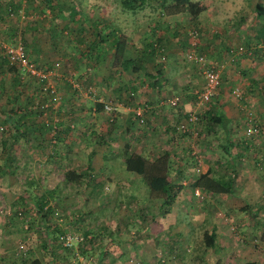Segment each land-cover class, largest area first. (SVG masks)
Here are the masks:
<instances>
[{
	"label": "rangeland",
	"instance_id": "374dc122",
	"mask_svg": "<svg viewBox=\"0 0 264 264\" xmlns=\"http://www.w3.org/2000/svg\"><path fill=\"white\" fill-rule=\"evenodd\" d=\"M72 1L77 4L80 0ZM113 1H116L119 7L118 0H82L76 5L78 8L74 7V9L76 8L77 11L79 7L81 9L84 7L83 10L87 12L86 6H88L95 15H98V12L100 15L102 13V16L99 17L100 20L99 18L95 19V15L91 17L94 18L93 20H98L100 23L106 22L111 27H118V23L113 18L105 19L108 16L118 18L119 23L121 21L130 23L132 19L139 22L137 26H134L133 33L130 35L132 39H137L143 31L149 34L150 27L148 25L154 26V30L162 33L160 47L164 54V60L159 61L157 54L150 55L148 61L145 62L150 71H153V66L157 65L162 68L173 63L179 65L185 58L183 57L184 52L191 46L189 41H194V49H201L207 53L205 54L207 62L214 60L217 63H222L223 66L225 64L231 66L236 63L234 60L238 54L245 53L248 55L247 59L254 60L256 70L264 73V42H253L255 41L253 37L255 27L260 22L264 23V19L259 18L254 12L253 4L256 0H197L205 8L196 18L190 17L187 12L160 18L158 9L156 7L152 9V5L157 6L158 0H150L151 4L138 8L134 13L129 10H118L117 6L112 5ZM260 1L264 3V0ZM20 2L19 12L5 15L0 19V39L11 41L14 36L18 35L22 39V35L25 33L28 41V46L25 47L28 57L35 59L39 65L58 61V75L54 80H56L60 98L55 105L49 104V101L45 99L41 106L36 104L39 106L38 108H30L32 111H38L36 116L38 120L48 121L51 118V127L50 129L40 127L33 130L36 134L25 141L24 135H20L17 142L12 143L13 147L9 148L10 157L6 156L3 151L11 142V130L3 120V113L11 105L21 106L25 99H29L30 92L36 88L37 84L33 77L23 74L21 80L12 85L8 72L4 70L5 66H2L3 70L0 72V264H33V259H36L38 264H141L142 243L147 240H151L153 243L150 258L154 260L157 255L164 260L159 258L156 264H176V262L177 264H214L215 255L219 257L217 264H235L238 260L256 257L257 254H260L262 258L258 264H264V234H260L261 229H264V217L260 219L248 218L247 220L244 217L236 219L231 217L235 210L231 213L224 212L219 218V222L224 224V228L235 232L227 241V248L220 249L214 246L215 248L209 250L207 259H203L201 256V231L205 225L212 221V218H206L205 215L215 211L219 207V203L223 204L224 208L229 206V209L232 205L240 203L237 193L228 194V201L218 198L221 201L217 202L215 198L211 199L212 196H203L199 191V197L193 200L192 213L196 214L195 210L203 204L204 209L200 211L202 214L200 217L198 215L192 218L183 211L182 206H186L184 200L183 204L176 210H172L170 214L159 216L158 205L161 200L145 198L146 191L144 194L142 193L146 185L142 178L134 172L122 170L120 149L123 143H128L130 150L139 148L138 150L144 152L146 157L153 156L150 155L152 153L147 146L149 136L144 133L146 129L142 131V127L148 128L155 124L154 128H161L159 123L163 116L167 117V121L163 124L168 123L172 127V123L175 122L173 115L184 111L185 107H191L192 96L186 97L189 92L185 95V92L181 90H172L168 80L167 82L161 80L163 77L159 78L157 87L151 83L150 77L143 75L145 83L138 86L139 90L136 91L132 99H128L125 95L122 97L125 104L120 106L117 105L118 103L116 104L120 110L117 111L114 122H108L105 119V111L99 112L100 110L96 111L90 106L92 103H97L96 101L114 104L113 92L115 88L113 84L122 80L126 81V71L117 77L109 75L107 77V74L104 75V73L108 67L103 64L88 69V60L80 57L77 51V48L82 47L85 43L76 40L75 35L68 31L66 25L61 24L60 17L55 18L48 13L41 16V13H37L33 9V4H29L30 2L26 0H20ZM30 16L35 18L33 23L35 29L28 32L25 27L30 24H28ZM89 22H83L86 28L93 26ZM263 27L264 25L262 29ZM187 35L188 38H186ZM136 39L134 40L135 45L141 47L142 39ZM207 41L211 42V46L213 45L211 48ZM32 44L35 45V48ZM238 46L242 47L240 51H236ZM213 47L219 48L222 57L217 56L216 60L213 59L215 57H212V53H210ZM205 48L209 49L205 50ZM226 48L228 49L226 50ZM186 64L188 65L187 62H182L181 65ZM102 75H104L103 81L101 80ZM106 77L109 80V86H105ZM68 79L74 83L77 82L79 86L72 87ZM148 82L150 83L146 85ZM7 86L13 90H6ZM16 91L19 92L13 100V92ZM172 94L178 96L176 106L165 102V99ZM36 97L40 101L45 98L41 94ZM121 106H124L125 109L121 110ZM137 107L146 119L143 124L138 123L134 115ZM152 107L154 110L151 113L154 116L150 118L148 109ZM119 112H122L123 116H118ZM125 116L127 117L125 118ZM254 116L258 119L256 114ZM156 121L158 124L155 123ZM54 122L68 125L73 133H67L64 127L63 130L66 134L62 138L54 139L53 133H56L55 131L59 128ZM260 125L262 124L260 123ZM172 130H168L171 132L168 133V136H175V139H186L188 145L172 144L174 138L170 139L172 141L170 144L169 140L163 142L164 135L159 133L153 134L149 139H152L151 141L154 143L159 140L164 144L155 148L157 150L164 147L163 149L168 148L174 151L170 152L172 153L171 166L182 162L190 169L195 164L190 159V151L197 149L196 140L198 137ZM78 131L82 133H78ZM201 131L204 133V130L201 129ZM234 132L229 134L238 136V133H245L244 130L243 132L240 130ZM37 133L39 134L37 135ZM223 136L224 133H221V137L217 141L223 140V144L227 145L228 140H225ZM252 137L256 139L259 136ZM212 141H215V136ZM259 144L257 142L256 147ZM169 145L175 148H171ZM182 146L184 148H181ZM232 146L235 144L232 143L226 148L227 153L224 157L227 160L233 157V153L230 151ZM235 148L236 146L233 147V150ZM212 150V153H215L217 146ZM254 150L247 152L245 157L252 159L251 155ZM200 153L203 155L205 151L204 153L200 151ZM88 162L93 168L90 173L91 179L86 175L78 182H66L63 179L64 169L86 170ZM260 165L258 166L256 161L252 160L243 171L247 178L251 179V184H248L245 189L247 193L244 200L246 202L253 200L260 191L264 196V163ZM120 172H122L121 176ZM192 172L191 169L186 171L189 176ZM126 178L132 182V186L129 184L127 186L117 185L116 179L127 181ZM46 189H52L53 194L44 193L49 212L42 216L36 210L37 202L40 193ZM127 189H133L132 192L137 200L128 199ZM121 197H124L123 200L120 199ZM212 206L213 208H211ZM223 207L221 206V208ZM161 225L164 228L160 233ZM189 226L191 228L183 229L182 236L176 240L175 234L178 229L189 228ZM86 230L88 236L93 234L95 237L92 243L81 244L82 239H71L72 243L69 246L64 245L65 247L60 248L56 242L55 237L58 238L61 233L68 231L80 235ZM154 230L158 231L156 235L154 234L155 236L152 233ZM45 234L46 236H44ZM174 239L176 243L171 244L170 241ZM18 241L24 244L25 251L17 252L15 250ZM83 247L86 248L85 251ZM100 247H103L101 250L103 256L99 255ZM174 250L179 257L173 255ZM111 252L121 255V257L118 255L119 258L111 263L109 259ZM105 258L107 260H104ZM103 260L105 262H102Z\"/></svg>",
	"mask_w": 264,
	"mask_h": 264
},
{
	"label": "trees",
	"instance_id": "16d2710c",
	"mask_svg": "<svg viewBox=\"0 0 264 264\" xmlns=\"http://www.w3.org/2000/svg\"><path fill=\"white\" fill-rule=\"evenodd\" d=\"M30 2L29 4H33V9L37 13H41L43 15H46L47 13L52 15L53 17H60L61 24L66 25L68 31H71L73 35H75L76 40L78 42H84L85 44L82 47L77 48L78 55L82 57L83 59L88 60L87 68L90 67H96L97 65L103 64L104 66L108 67L107 70V77L108 75L110 77L118 76L122 74V72L126 71L127 73V79L126 81H118V86H115L114 90V104L111 102L109 104L112 105V110L105 116V119L113 123L116 115H117V103L119 104H125L122 101V97L125 95L128 99H132L134 97V94L136 91L139 90L138 86L145 83L143 81V75H146L150 77L151 83L155 84L157 86L159 82L158 74L161 72V67L159 65L153 66V71H150L147 69L145 62L148 61V58L150 55L157 54V59L159 61H162L164 59L161 58L163 54L161 45V37L162 33L157 32L154 30V26L148 25L150 28L148 30L149 34L143 33L140 35L137 39H142V46L138 47L135 45L134 40L131 36H127L126 32L123 31L122 27L118 25L111 27L110 24L103 22L100 23L98 20L90 19L91 17L88 15L89 13L81 9L79 7V11H76L77 7L76 5L79 4L80 0L77 4H75L72 0L66 1L65 0H26ZM37 1V2H36ZM77 1V0H75ZM119 1V10H129L130 12H135L138 8H142L145 5L151 4L149 2L150 0H118ZM39 3V4H37ZM20 0H0V19L5 15H12L14 13L19 12L20 10ZM27 3V5H29ZM156 5H152V9L155 7L158 9V13L160 18H163L168 15H174L176 13L181 12H187L190 17L196 18L197 15L202 11L205 7L201 5L197 0H158L156 2ZM37 6V7H36ZM253 9L255 14L261 18L264 19V3H262L260 0H256L253 4ZM46 11V12H45ZM36 13V14H37ZM85 13V14H84ZM38 15V14H37ZM79 15V16H78ZM83 15V17H82ZM39 16V15H38ZM31 17V16H30ZM34 17H31L28 19L27 27H25V30L30 32L35 29L34 26ZM100 20V19H99ZM84 21H90L89 24L93 26H86L84 25ZM94 21H96V24H94ZM163 22V21H162ZM165 22V21H164ZM84 25V26H83ZM264 23L260 22L258 24L254 32V43H262L264 42V27L262 29V26ZM34 26V27H33ZM168 26V24H167ZM262 29V30H261ZM22 43L24 46V49L26 51L27 40L26 35L23 33L22 35ZM21 38V37H20ZM188 38V35L186 36ZM136 39V40H137ZM12 41V40H11ZM190 42V41H189ZM33 45V44H32ZM35 48V45H33ZM37 46V45H36ZM228 49V48H226ZM197 52L204 53L201 49H195ZM205 50H207L205 48ZM219 48L213 47V51H217ZM212 51V52H213ZM220 51V50H219ZM221 52V51H220ZM27 53V52H26ZM36 65L40 66L39 63L33 58H30ZM2 66H5L4 70H6L9 74V80L10 83L15 85L17 81H20L21 76L18 71V67L15 64L9 63L7 58L1 53L0 51V72H2L3 68ZM94 71V69H93ZM106 77V84L105 86H109V80ZM34 79V78H33ZM104 80V79H102ZM35 83L38 84L37 80L34 79ZM56 84V80H54ZM150 82L146 83L148 85ZM72 86V85H71ZM73 87V86H72ZM9 89V91H12L13 88L10 89V86H7L6 90ZM19 92V91H18ZM16 91L13 92V100H15V95L18 94ZM41 94L45 96V98L40 101L37 100V95ZM261 94L264 98V89L261 90ZM190 95V93H189ZM193 95V94H192ZM29 99H25L24 103L21 106H13L11 105L7 111H4L3 120L6 122L8 128L11 130V142L9 143L8 147L4 148V153L6 156H9V148L11 146L13 147L14 144L17 142V139L20 137V135H24V141L28 140L29 137H33L34 133L33 130L37 128H45L50 129L51 127V118L48 119V121H41L36 118L38 111H32L30 108H38L41 106V103L46 99L47 95L45 93H41L39 91L38 85H36V88L32 90L29 94ZM34 97H36V100H34ZM212 100V99H211ZM211 100L208 101V105H206L205 108L201 109L199 113H197V118L194 122V126L196 128L195 136L199 137L198 135H201L203 133L201 131L204 130V132H208L209 130L213 129V125L217 123L216 117H219V124L222 122V114L218 112L216 115L212 112L214 110V107H211ZM11 102H13L11 100ZM99 102V101H97ZM38 104V105H36ZM100 106L97 108H94L96 111L103 109V103L99 102ZM40 112V111H39ZM26 117L27 119H25ZM50 117V116H49ZM111 117V119H110ZM187 117L186 112L182 116L181 119L178 121H182ZM215 118V119H213ZM205 120V122H203ZM41 121V122H40ZM207 121H209L207 124ZM145 122V120H144ZM177 122V121H176ZM57 123V130L56 133H53L54 139L62 138V136L66 133H57L62 132L63 128H68V125L60 124V122H54ZM177 123H172L171 127L175 131V125ZM218 124V123H217ZM25 132V133H21ZM186 135H189L190 132H182ZM39 133H37L38 135ZM253 134V133H252ZM258 134V133H256ZM260 134V133H259ZM32 135V136H31ZM251 135V134H250ZM251 142V141H250ZM259 145H264V141L259 142ZM255 147V144H253ZM249 146V145H248ZM257 146V145H256ZM253 147V148H254ZM257 148V147H256ZM170 152H174L171 149H163L161 152H159L154 157H146L140 153L133 152L129 149L128 143H123V146L121 148V155H122V163L126 170L130 172L136 173L140 178H142L144 184L146 185V197L148 199H160V205H159V214L164 215L169 211V208L172 204V202L175 199V196L180 188V183H177L174 181V175L170 173L171 169V154ZM10 157V156H9ZM193 164L195 163L196 158L193 157V154H191V158ZM93 168L91 167L90 163H87V169L86 170H77L67 168L64 169L63 172V179L66 182H78L80 179L83 178L84 175H86L88 178H92V175L90 174ZM216 170L212 169L211 167H207L204 171H197L195 176L193 177L192 181L190 182L191 187H198L199 189L203 190L204 192H210V193H229L233 190V178L231 176H225V174L221 173H215ZM223 172V171H222ZM183 173V171H182ZM176 174H180V171ZM193 176V174L191 175ZM190 176V177H191ZM52 189H46V191L41 192L38 202H37V211L41 213L42 216H44L47 212H49V207L46 205V199L44 198V193L48 195H52ZM82 241L81 244L86 243H92L93 239L95 238L93 234L87 235V230L83 231L82 234ZM46 236V234L44 235ZM56 242H58L59 247L63 248L64 245L61 244L59 239L55 237ZM50 243V242H49ZM53 244V243H52ZM83 246V245H82ZM215 246L214 242V233L213 231H210L209 233L207 230H204L202 233V247H201V256L203 259H207L209 255V250L213 249ZM51 247V243H50ZM84 248V247H83ZM53 249V248H51ZM84 251L86 248L83 249ZM102 250V249H101ZM105 250V249H104ZM100 251V250H99ZM219 257L215 255L214 264H217ZM33 264H38L35 259H33ZM259 261V259H258ZM257 258L254 257H246L242 260H238L235 264H258ZM94 263V261H93ZM95 264V263H94Z\"/></svg>",
	"mask_w": 264,
	"mask_h": 264
},
{
	"label": "crops",
	"instance_id": "0c3cea01",
	"mask_svg": "<svg viewBox=\"0 0 264 264\" xmlns=\"http://www.w3.org/2000/svg\"><path fill=\"white\" fill-rule=\"evenodd\" d=\"M112 5L117 6L116 1H113ZM86 7H87V12L89 13L88 15L90 17H93L95 15L94 12L92 10H90L88 8V6H86ZM83 8L84 7H82V10H83ZM118 10H119V7H118ZM99 13L100 12H98V15L97 14L95 15V17H94L95 19H98L99 17L102 16V13H101V15ZM94 18H90V19H94ZM109 18H113L115 21H117L118 25L122 27L123 31L126 32V35L128 37L131 35V33H133L134 26H137L139 23L133 19L130 21V23L129 22L126 23L125 21H121L119 23V21L117 20L118 18L115 19L113 16H108L105 19H109ZM143 33H145V31H143ZM207 42L210 44L209 48H211L213 45L211 46L210 41H207ZM205 44H206V42H205ZM209 48H207V50ZM212 51H213V49L210 51V53H212V57H215L213 59L216 60L217 56L222 57V54L219 50L213 51V52ZM224 52L226 53L227 51H224ZM247 57H248L247 54L240 53L235 57V60H234V61H236L235 64H233L231 66H228L227 64H225L222 67L221 72H220V84H219V88L217 89L218 90L217 94H220L221 96L216 94L211 100V102H212L211 107H214L212 115L214 112L216 114L218 112H220L222 114V122H221V124H219L218 121L220 119H219V117H216V119H218L217 120L218 124L216 123L215 125H213L214 127L212 130H209L208 132H204V133H201V135H198L199 136L197 138L198 140H196V143H197L196 146H198V147H196L197 149H192L190 151V154H193V157H197L196 160L198 159V161H199L196 163V164L199 163V169L200 170H198V171H204L207 167H211L212 169L216 170L215 173H217V174L221 173V174H225V176H231L233 178V190L229 193H210V192H206V191L204 192L203 190L199 189L196 186L191 187L190 182L192 181L193 177L196 175L195 174L196 172L194 170V167L196 164H194V166L192 168H190L191 172L193 171L192 173H190V176L193 174V176H191V177L189 176L188 173H186V171H188L190 169H188L184 163L181 162L177 165L172 164L170 173H171V175L175 174L174 175V177H175L174 181L177 183H180L181 186H180V188H179V190L175 196L174 201L172 202V204L169 208V211L164 215H160L159 211H158L159 216H165L167 214H170V212L172 210H176L178 206L183 204L182 201L184 200L186 206H182L183 211L187 212V214H189V216H191L192 218L197 217L198 215L200 217V215H202L200 213V211L204 209L203 204H201L200 207L195 210L197 215L196 214L193 215V213H192L193 208H194L192 205L193 200L196 199L197 197H199V195L196 194V191L199 190L203 194V196H207V197L212 196L211 199L215 198V200H217V202L218 201L220 202L222 199L224 201H228L229 200V198L227 197L228 194L237 193V198L241 201L240 203L232 205L230 209H229V206L227 208H224L223 204L219 203V205H218L219 207H217L215 209V211L212 209L213 211H211L210 214L205 215L206 218H212V221L209 222L208 225H205L202 228L201 238H202V233L204 230H207L208 233L210 231H213L215 247H218L220 249H226L227 248V241H229L230 236L235 233L234 231L233 232L228 231L226 228H224V224L219 222V218H220V215L222 213H224V212L231 213L235 210L234 213L231 215V217H234L236 219H240V218L244 217L245 220H247L248 218L249 219L250 218L260 219V218L264 217V196H263L262 191L257 193V195L255 196V198L253 200H250L249 202H246V200H244V197H246L245 194L247 193L245 191V189H246V186L248 184H251L250 183L251 179L247 178V176L244 174L243 171H245V168H247V166L249 165V162L252 160L256 161L258 166H261L260 164L264 163V145H262V144L259 145L255 150L253 148L254 147L253 144H255V147H256L257 142L264 141V134L261 135V133L264 132V99H263V96L261 94V90L264 89V73L262 71L258 72L256 70L257 67L254 66V64H255L254 60L247 59ZM212 61H214V60H212ZM182 62L183 63L187 62L188 65L187 64L181 65ZM106 74H107V70H106V73H104V75H106ZM104 75H102L103 76L102 79H104ZM158 77L159 78L163 77L161 79L163 82L164 81L167 82V80H168L171 83L170 87L172 88V90L173 89L174 90H176V89L181 90V91L185 92V95L187 92H189L190 95H189V93H187L186 97L192 96L191 97L192 100L190 103L193 102V95H192L193 90L200 88L203 85V77L200 73L199 65L195 62L187 61L185 59L182 60L179 65L176 63H173V64H169L167 66H164L163 68L161 66V72H160V74H158ZM115 86H118V82L113 84V87H115ZM157 87H158V84H157ZM234 90L236 91V93L234 92ZM99 102L92 103V105L90 107L94 109L95 107L100 106V105H98ZM117 105L120 106L121 104H117ZM184 105L186 106V104H184ZM248 106H251V107H248ZM118 108H120V107L117 106V109ZM122 109H125V107L121 106V110ZM187 109H188V107H185V110H187ZM118 110H120V109H118ZM152 110H154L153 107L148 109V111L150 113L149 114L150 118L152 116H154L153 113H151ZM185 110L181 111V112L178 111L179 113H177L176 115H173L174 116L173 120L176 122L179 119H181L185 113ZM99 112H101V109ZM248 113H250V116L252 117L250 122L251 123H257V125H258V132H257L258 134H251L250 135L247 133H242V134L238 133V136L233 135V134H229V133H235L234 132L235 130H240V132H243V130H244V132H245V127L248 125V120H247ZM254 113L258 116V119L256 118V116H254L255 115ZM118 116H123V113L119 112ZM126 117L127 116H125V118ZM166 119H167V117L163 116L162 121L159 123V124H161V128H158V129L154 128L153 126H156L154 124L153 126H148V128L143 126L144 128L142 127V131L146 129L144 133L148 134L149 138L153 134L159 133V134L164 135V136L160 135V136L164 137V138H162L163 142H167L169 140L168 143L170 144L172 142V141H170V139L174 138V141L172 142V144H179L180 143V144H184V146L188 145V141H186V139H183V138L175 139V136H172V137H170V135L168 136V133H171L168 130H171L172 128L169 126L168 123L163 124L164 122L167 121ZM213 119H215V118H213ZM258 121L262 125H260V123ZM79 122H81V120H79ZM208 122L209 121H207V124H209ZM155 123L158 124L157 121ZM79 126H81V125H79ZM82 126L84 127V124H82ZM65 130L67 133H73V130L70 129L69 127ZM113 131H114V129H113ZM66 132H64V130H63L62 132H59V133H66ZM78 133H82V132L78 131ZM221 133H224L223 138L225 140H228L227 145L223 144V140L217 141L221 137ZM160 136H159V138H161ZM214 136H215L216 142L212 141V138H214ZM252 136H259V137L254 139L255 137L253 138ZM149 138H148L149 142L147 143L148 150H150V152L152 153L150 155H153L151 157H154L159 152H161L164 147H162V149L159 148L160 150L159 149L157 150L155 148H158L160 145L163 146L164 144H162V142H160L159 140L154 143L153 141H151L152 139H149ZM232 143L235 144L236 148L234 150H233V147H235V146H232L231 149L229 148L230 151L233 153V157L231 159L228 158V160H227L224 157V155H226L225 153H227L226 148H227V146L232 145ZM169 146L171 148H175L172 145H169ZM184 146H182L181 148H184ZM191 146H192V144H191ZM215 146H217V151L215 153H212V151H213L212 149ZM129 149H130V145H129ZM138 149H134L132 151L146 156V154L144 152H141ZM252 150H254L252 155H251L252 159H250L247 156L245 157L247 152L252 151ZM200 151L203 153L205 151V154L202 155L200 153ZM181 152H183V150H181ZM147 155H149V154H147ZM204 157H205V159H203ZM196 160H195V162H196ZM248 160H250V161H248ZM122 170H125L126 172H130V171L126 170L124 168V166H123ZM178 170L180 171V174H176L178 172ZM182 171H183V173H182ZM121 174H122V172H120V176H121ZM126 180L127 181H124L121 179H116L117 185L118 186L119 185H123V186L126 185L127 186L129 184L132 186V182L128 181L127 178H126ZM235 187H236V190H235ZM127 190H128V192H127L126 196L128 197V199L129 200L136 199L135 194L132 192L133 189H127ZM145 191H146V189L144 188V191L142 194H144ZM204 193H205V195H204ZM141 195H140V197H141ZM123 198L124 197H121L120 199L123 200ZM145 198H147V197L145 196ZM218 198H221V200H219ZM155 200L160 201L159 199H155ZM159 205H160V203H159ZM221 206L223 208H221ZM211 208H213V206ZM206 211H207V209H206ZM205 217H203V218H205ZM165 218H168V217H165ZM254 222H256V221H254ZM161 226H162V227H160L161 229L160 228H159L160 230L158 229L160 233L164 228L163 225H161ZM190 228H191L190 226H189V228H187V227H184L182 229L179 228L175 234V239L177 240L178 237L182 236L183 229L189 230ZM260 228H262V227H260ZM152 233H153V235L154 234L156 235L158 233V231L154 230V231H152ZM261 233H262V235L264 234V229H261L260 234ZM154 238H156V237H154ZM175 239L173 241H170V243L171 244L176 243ZM152 244L153 243L151 242V240L150 241L149 240L143 241V243H142V245H143V248H142L143 249L142 250L143 257L141 259V264H156L158 262L159 258H160V260H162L161 257H159L157 255H155L154 260L152 258H150L151 254H152V250H153ZM101 249H103V247L102 248L100 247L99 255L103 256V254H101L102 253ZM118 255L119 254H115L114 252H111L110 256H109L110 262L112 263L113 260L121 257V255H119V257H118ZM160 255H161V253H160ZM173 255H177V257H179L178 254L175 252V250H174ZM254 258L255 259L257 258V261H258V258H260L259 262L262 261L260 254L259 255L257 254V256ZM96 260H97V258H96ZM104 260H107V258H105ZM104 260L102 262H105ZM162 261H164V260H162ZM176 264H177V262H176ZM225 264H228V263H225Z\"/></svg>",
	"mask_w": 264,
	"mask_h": 264
},
{
	"label": "built area",
	"instance_id": "2783aa9c",
	"mask_svg": "<svg viewBox=\"0 0 264 264\" xmlns=\"http://www.w3.org/2000/svg\"><path fill=\"white\" fill-rule=\"evenodd\" d=\"M191 46L184 52L185 60L195 62L199 65L200 73L203 77V85L200 88L193 90V104L187 110V117L176 125V128L180 131L194 132L193 124L197 118V113L201 109L205 108L208 101L217 93V89L220 84V72L223 67L222 63H217L216 61L207 62L206 55L202 52H197L193 46L194 41H190ZM241 46H238L236 51H240ZM0 51L7 58L9 63L15 64L18 67L20 76L26 74L33 77L38 82V88L41 93L47 95V100L49 104L55 105L59 102L60 95L54 83V78L57 77L58 72V61H53L52 63L46 65H36L32 60L29 59L22 40L20 36H14L12 41H4L0 39ZM164 59V55L161 56ZM73 87L79 86L77 82H73L68 79ZM236 93V91L234 90ZM167 102L174 106L178 102V96L173 95L168 98ZM112 105L109 103H103V109L108 114L112 110ZM109 115V114H108ZM135 115L138 123L144 122V116L142 111L137 107L135 109ZM111 119V117H110ZM252 117L248 113V125L245 127V133L252 134L258 132L257 123H251ZM197 158V157H196ZM199 162L196 160L195 164ZM195 171L199 169V163L194 167ZM199 194V190L196 191ZM58 239L61 244L69 246L73 240H81L82 235L73 234L71 232H64L58 235ZM15 250L17 252L25 250V246L22 242L18 241Z\"/></svg>",
	"mask_w": 264,
	"mask_h": 264
},
{
	"label": "clouds",
	"instance_id": "9594fccd",
	"mask_svg": "<svg viewBox=\"0 0 264 264\" xmlns=\"http://www.w3.org/2000/svg\"><path fill=\"white\" fill-rule=\"evenodd\" d=\"M249 52H250V51L248 50V53H249ZM184 59H185V58H184ZM201 75H202V74H201ZM74 88H75V87H74ZM218 88H219V87H218ZM173 95H176V94H173ZM173 95H171V96H173ZM171 96H170V97H171ZM176 96H177V95H176ZM168 98H169V97H167V98L165 99V102H167ZM212 98H213V96H212ZM212 98H211V99H212ZM211 99H210V100H211ZM167 103H168V102H167ZM168 104H169V103H168ZM177 104H178V102H177ZM177 104H176V105H177ZM192 104H193V102H192ZM192 104H191V106H192ZM169 105H170V104H169ZM176 105H174V106H176ZM207 105H208V103H207ZM171 106H172V105H171ZM189 108H190V107H189ZM189 108H188V109H189ZM188 109H187V110H188ZM187 110H185L186 114H187ZM142 114H143V113H142ZM134 115H135V114H134ZM143 116H144V115H143ZM135 117H136V115H135ZM136 118H137V117H136ZM136 120H137V119H136ZM144 120H146V119H144ZM182 121H183V120H182ZM180 122H181V121H180ZM180 122L177 121V122H175V123L178 124V123H180ZM143 123H144V122H143ZM143 123H142V124H143ZM177 124H176V125H177ZM176 125H175V130H176L177 132H179V133L186 132V131H180L179 129H177V128H176ZM193 130H194V132H190V134H192V135L195 136V133H196V127L194 126V124H193ZM253 134H256V133H253Z\"/></svg>",
	"mask_w": 264,
	"mask_h": 264
}]
</instances>
